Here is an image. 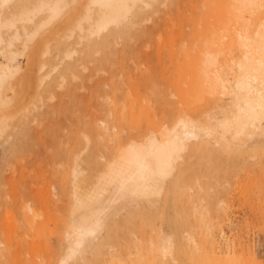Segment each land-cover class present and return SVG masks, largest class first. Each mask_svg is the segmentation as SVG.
I'll use <instances>...</instances> for the list:
<instances>
[{"label": "bare ground", "instance_id": "bare-ground-1", "mask_svg": "<svg viewBox=\"0 0 264 264\" xmlns=\"http://www.w3.org/2000/svg\"><path fill=\"white\" fill-rule=\"evenodd\" d=\"M163 2L180 6L177 0H0V136L17 123L10 120L22 121L13 134L25 127L28 133L31 118L58 112L59 102L35 109L57 92V74L67 78L100 49V63L112 68L124 38L120 61L129 51L138 59L128 81L108 76L110 93L97 97L110 109L90 106L94 130L77 125L85 150L71 173L75 208L59 224V255L42 264H264L260 239L239 253L218 245V236L233 245L225 229L230 204L224 212L215 207L238 156H258L250 165L264 168V0H186L190 8H176L178 25L168 23V40H153L152 65L150 53L132 40L152 41L154 27L141 25ZM142 56L148 71L136 76ZM101 145L111 154L103 166ZM57 154L49 153L54 162ZM250 184L263 188L264 174L251 176ZM146 216L160 219L150 224Z\"/></svg>", "mask_w": 264, "mask_h": 264}, {"label": "rangeland", "instance_id": "rangeland-1", "mask_svg": "<svg viewBox=\"0 0 264 264\" xmlns=\"http://www.w3.org/2000/svg\"><path fill=\"white\" fill-rule=\"evenodd\" d=\"M177 6H168L163 2L160 7L162 8L161 11L155 13L151 19L144 21L141 25L147 28L154 27L155 32L152 41L147 43V40L144 39L141 43V40H132L134 46L142 47L143 52L150 53L149 57L153 58L151 59L152 65L156 64V61L154 62L156 55L152 54L156 46L153 40L157 39L159 42L168 40L169 30L174 29V23L178 22ZM179 8L185 10L190 6L187 5L186 0H181ZM157 14L159 15L157 16ZM154 17L156 19L159 17V19L156 20ZM160 17L165 20L164 24L160 21L162 20ZM157 22L162 26L157 25ZM169 22L171 29H169ZM176 25L178 24L176 23ZM124 42L125 39L122 38L116 44V53L113 55L115 63L112 68H108V62L100 63L99 57L103 54L100 49L99 52L86 57L82 64L75 68L67 78L61 76V73L57 74V92L52 98L45 97L44 102L39 101V107L35 109V112H45L48 102H59L61 109L58 112L46 113L43 119H40L42 116L39 115L37 120L30 116V123V120L27 119L30 126L28 124L26 126L32 134L25 131L26 127L24 133H17V129H14L15 140L18 141L15 143L13 139L15 135L11 131L12 126H16L19 124L18 122L22 124V121L21 119H13L10 121L17 123H11V129L8 128L0 136V264H42L47 258V260L53 261L59 255L58 250L60 251V248L57 242L61 232L59 224L62 225L63 221L64 223L68 221L75 208V199L72 195L73 185L70 181L72 170L75 167V156L85 150L83 132L79 133L77 125L85 129L84 132L93 131L94 123L90 114V106L104 108L106 111L110 109L107 101L97 97L98 94L107 95L110 93L111 86L108 81L110 74H116V78L123 75V78L128 81L127 70H132V66L136 65L138 59L133 61V58H130L132 53L129 51L125 52L124 60L120 61ZM143 57L139 60L142 62H140L142 64L141 69L134 70L136 76H142L148 71V66L143 62L146 60H143ZM170 98L175 99L174 96H170ZM86 115L88 120L85 118ZM98 118L106 122L104 113H100ZM88 121L92 122L93 125L89 124ZM97 126H104V124L98 123ZM42 140L46 141L43 142ZM43 143H46V146ZM51 151L58 152L55 162L50 158L49 153L51 154ZM69 153H73L74 157L70 158ZM99 154L104 155V157L98 158L99 163L103 166L108 162L106 157L110 158L111 154H107L104 145H101ZM256 157V160H253L252 157V161L243 156L237 157V161L240 163L231 166L230 170L227 171L230 175L228 178L231 182L230 186L228 189L224 188L218 200L215 201V207L217 204H221L218 205L219 212H224L227 204H230L227 208L230 218L226 221L225 229L233 244L228 245L218 236V245L221 243L223 249L235 253H239L244 244L257 246L256 238L260 239L259 242H264L262 240L264 238V187L257 186L255 188L251 184L249 187L246 186L248 180H251V176L264 174V168L250 165V163L260 161L259 157ZM247 171L251 175L249 178ZM67 180L70 181L67 185L69 194L64 190ZM237 180H240L242 184L240 185ZM88 182H90V178ZM48 190H50L49 196L47 195ZM44 192H47L46 197L49 199V204L46 203L48 205L41 203L47 199L43 195ZM37 211L41 213L40 217ZM43 216H45L44 222L41 218ZM146 218L150 224L160 219L158 216L153 218L146 216ZM39 219L41 222L38 221ZM35 221L37 224L40 222L41 227H38ZM258 236L260 237L258 238ZM260 249L264 248L261 247ZM55 254L58 255L55 256Z\"/></svg>", "mask_w": 264, "mask_h": 264}]
</instances>
